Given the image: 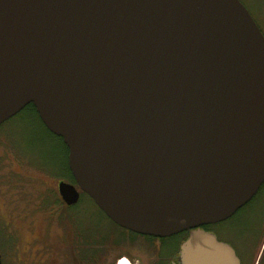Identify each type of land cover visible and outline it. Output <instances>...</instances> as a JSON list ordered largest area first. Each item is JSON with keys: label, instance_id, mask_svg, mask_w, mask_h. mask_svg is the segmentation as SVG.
Wrapping results in <instances>:
<instances>
[{"label": "water", "instance_id": "1", "mask_svg": "<svg viewBox=\"0 0 264 264\" xmlns=\"http://www.w3.org/2000/svg\"><path fill=\"white\" fill-rule=\"evenodd\" d=\"M28 104L67 147L66 204L188 231L172 264H239L202 226L264 181V35L240 0H0V125Z\"/></svg>", "mask_w": 264, "mask_h": 264}, {"label": "rangeland", "instance_id": "2", "mask_svg": "<svg viewBox=\"0 0 264 264\" xmlns=\"http://www.w3.org/2000/svg\"><path fill=\"white\" fill-rule=\"evenodd\" d=\"M240 2L264 35V0ZM66 173L62 142L45 130L33 112L23 111L0 125L1 264H25L22 260L24 248L32 240L31 231L41 228L42 215L48 216L51 222L59 226L68 227L74 216L83 217L97 210L85 195L82 196L85 202L83 209L79 212L77 207L61 204L55 193H58L57 181L70 182L64 176ZM228 223L226 220L216 225L213 231L215 228L220 239L238 244L236 237L227 229ZM93 230L91 228L90 232L93 233ZM100 232L103 235L122 233L123 240L130 239L106 217L102 218ZM130 241H133L130 248L123 246L129 253L144 251L150 257L160 256L159 241L141 237H134ZM120 256L126 258L128 254Z\"/></svg>", "mask_w": 264, "mask_h": 264}, {"label": "flooded vegetation", "instance_id": "3", "mask_svg": "<svg viewBox=\"0 0 264 264\" xmlns=\"http://www.w3.org/2000/svg\"><path fill=\"white\" fill-rule=\"evenodd\" d=\"M59 181H57V185ZM69 181L76 185L75 181ZM55 194L61 204L77 207L78 212L83 209V203H85L82 196L89 197L80 191L77 201L68 205L59 192ZM89 199L97 210H93L83 217L74 216L68 227L59 226L51 222L48 216L42 215L41 228L31 231L32 240L24 248L25 256L22 260L25 264H118L122 259L121 254H128L126 258L123 257L128 264H172L180 244L186 238L179 243L171 257H150L144 251L131 254L123 248V246L130 248L133 245L130 236L129 240H123L122 233L101 234L102 218L106 215L90 197ZM226 220L229 221L227 229L232 236L236 237L238 244L220 239L215 228L214 234L219 240L228 243L234 249L239 264H264V181L252 198ZM91 228L94 229L93 233L90 232ZM120 229L122 231L123 228ZM128 232L130 233V231ZM136 237L149 240L146 235L138 234Z\"/></svg>", "mask_w": 264, "mask_h": 264}, {"label": "trees", "instance_id": "4", "mask_svg": "<svg viewBox=\"0 0 264 264\" xmlns=\"http://www.w3.org/2000/svg\"><path fill=\"white\" fill-rule=\"evenodd\" d=\"M23 111H31V112H33L35 114L36 118L38 119L39 123L45 128V130L49 134L57 137L62 142V145L64 146V149H65V169H66V172H67L66 175H64V176L66 178H68L69 180L74 181L73 180V176H72V174H71V172H70V170L68 168V165H67V147L63 143L62 138L59 137V136L54 135L53 133H51L49 130L46 129V127L43 125V123L39 119L38 114L36 112V109H35V107L32 104H28L27 106H25L20 111V113L23 112ZM20 113H18V114H20ZM106 218H107V216H106ZM216 225H219V224L205 225V226H202V229L214 233L213 227H216ZM122 232H123L124 235L127 234L132 239L138 235V234H135V233H132V232H130L131 233L130 234L125 229H122ZM186 237H187V231L181 232L179 234H176V235H173V236H170V237L158 238V239L157 238H154V237H148L147 236V238H149V240H153V241L156 240V241H159L160 242L159 255L160 256H164V257H168V256H170V254L172 255L173 253H175V251L177 250V247H178L179 243L182 240H184Z\"/></svg>", "mask_w": 264, "mask_h": 264}, {"label": "bare ground", "instance_id": "5", "mask_svg": "<svg viewBox=\"0 0 264 264\" xmlns=\"http://www.w3.org/2000/svg\"><path fill=\"white\" fill-rule=\"evenodd\" d=\"M118 264H128L124 258L120 259Z\"/></svg>", "mask_w": 264, "mask_h": 264}]
</instances>
